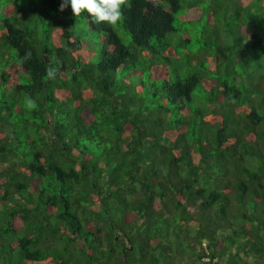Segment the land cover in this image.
<instances>
[{
	"label": "trees",
	"instance_id": "1",
	"mask_svg": "<svg viewBox=\"0 0 264 264\" xmlns=\"http://www.w3.org/2000/svg\"><path fill=\"white\" fill-rule=\"evenodd\" d=\"M60 2L0 0V264H264V0Z\"/></svg>",
	"mask_w": 264,
	"mask_h": 264
},
{
	"label": "clouds",
	"instance_id": "2",
	"mask_svg": "<svg viewBox=\"0 0 264 264\" xmlns=\"http://www.w3.org/2000/svg\"><path fill=\"white\" fill-rule=\"evenodd\" d=\"M124 0H61L59 11L71 8L74 15L86 10L99 22L116 24L122 17V4Z\"/></svg>",
	"mask_w": 264,
	"mask_h": 264
},
{
	"label": "rangeland",
	"instance_id": "3",
	"mask_svg": "<svg viewBox=\"0 0 264 264\" xmlns=\"http://www.w3.org/2000/svg\"><path fill=\"white\" fill-rule=\"evenodd\" d=\"M194 2L195 0H182L183 6L184 8L176 15V27L181 31L184 30L186 32L187 29H191V28H197L198 31H194L192 32V34L190 35L191 37L194 38V42H198L197 37H203L205 34V31L203 29V25H207V19H205V21H203V23H198L195 27L191 24H185V20L184 18L189 14V11L193 8L190 7L192 4H189V2ZM199 1L197 3V6L201 9H204L209 2H211V0H197ZM222 3L229 6V4H231L229 2V0H219ZM232 5V4H231ZM230 5V6H231ZM232 10V8L230 7V11ZM230 11L228 13V16L230 15ZM224 14V8L222 9V11H219V15L223 16ZM208 18V17H205ZM212 29V26H209V29H207V31H210ZM207 34V33H206Z\"/></svg>",
	"mask_w": 264,
	"mask_h": 264
}]
</instances>
